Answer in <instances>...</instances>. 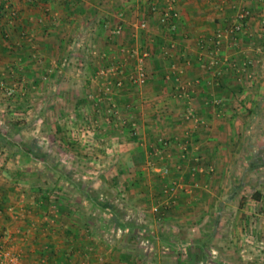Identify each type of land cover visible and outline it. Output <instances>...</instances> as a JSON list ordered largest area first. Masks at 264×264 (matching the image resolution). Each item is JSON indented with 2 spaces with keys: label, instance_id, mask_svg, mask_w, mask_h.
<instances>
[{
  "label": "crops",
  "instance_id": "obj_1",
  "mask_svg": "<svg viewBox=\"0 0 264 264\" xmlns=\"http://www.w3.org/2000/svg\"><path fill=\"white\" fill-rule=\"evenodd\" d=\"M157 2L161 4L162 0ZM11 3L16 8L17 15L19 14L16 26L5 21L6 14L1 11L0 6L2 79L5 80L4 76L10 71L8 65L14 59L13 55L31 54L29 48L25 49L19 44L20 32L29 34L30 40L33 39L36 43L30 49L39 47L33 52L46 56L48 63L49 58L58 56L57 66L60 65L63 54L65 55L63 45H66L65 36L68 34L74 37L70 44L73 55L84 52L82 58L87 63L85 69L88 71L84 72L83 79L72 76L66 81L68 83L57 82L55 87L62 84L80 87L91 82L90 72L101 69L98 67L99 62L110 66H118V63L119 69L112 73L117 74L115 77H95L92 81L103 80L102 86H107L122 79L130 84H127V89L135 88L131 91L118 89L112 94L111 103L121 109L128 122L127 126H132L134 130L136 138L133 139L137 142L133 143H136L134 148L138 152L134 159L136 164L152 165L153 171L160 170L158 164L161 159H166L165 163L173 167L179 160L188 169L196 164L199 170L196 173L200 176L195 178L192 174L186 181L197 180L202 184H207L206 173L202 168H206L207 172V166H211L218 172V175L214 173L211 181L214 187L222 181L220 177H230L238 167L235 174H240V178L234 177V180L238 179L239 184L234 182L228 196L237 199L240 188L249 186L245 183L248 180L244 178L252 177V181L255 179L254 175L259 174L260 180L257 181L262 186L261 200L264 199L263 2L176 0L179 19L175 30L158 22V14L150 9L152 0H11ZM160 4L158 5L161 6ZM241 10L251 12L244 32H229L228 26ZM144 19L147 25L142 29L139 23ZM119 23L123 24L124 30L120 35H113L111 31ZM219 31L224 32V37L221 45L216 46L214 40ZM5 32L17 35V40L6 44L2 39ZM77 39L84 41L82 47L75 46ZM132 50L137 53L134 54ZM139 56H144L149 75L143 86L134 85L129 77ZM128 57L132 60H127ZM45 70L42 67L41 72ZM52 71L61 72L60 68ZM255 76L260 77V80L255 81ZM254 82L259 85L255 86ZM240 87H253V90L247 89L244 94H239L237 91ZM78 94V89H74L71 101H75L76 105L82 103L89 106L86 98ZM241 99L246 105L244 110L232 112L233 106ZM126 103H131V108L128 109L131 113H126ZM87 110L91 119L101 117L97 114L98 110ZM190 110L195 118L187 117ZM196 118L206 120L207 126L195 125ZM99 133L105 132L100 130L94 132V135ZM111 133L119 135V132ZM125 134H122L123 137ZM161 135H167L168 147L162 144ZM250 139L255 140L249 142ZM257 143H260L259 148ZM15 149L17 154L11 155L10 149L0 143V235H3V229L10 232L3 235L0 241L20 254L26 264H178L176 258L180 261L185 259L183 263L187 264L188 261L204 264L211 261V258L223 264L237 263V239L231 234L236 228L238 232L237 224L229 226L230 233L226 238L219 233L224 228L221 222L200 224L202 228H195L202 231L197 238H191L193 234L189 232L187 236L183 235L182 227L191 230L190 226L175 227L173 229L176 233L172 237H166L162 233L157 234L155 239L152 237L150 251L154 252L149 256L133 251L134 239L121 235L123 232L118 227L117 235L111 233L109 238L112 231L109 226L100 230L98 226L91 227L81 220L75 223L64 222L65 225H62L64 215L60 214L59 209L55 210V216L59 215L62 221L51 224L46 217V205H40L39 202L42 201L36 199L39 197L38 193L34 199L36 203H28L23 198L30 195L27 190L31 183L17 173L19 169L24 171L20 164L24 151L21 146ZM148 155L151 161L147 164ZM197 155H202L199 162ZM38 180L39 178H34L32 181L35 183ZM193 196L192 198L197 199L198 192ZM203 198L209 200L211 196L205 195ZM199 201L206 203L205 199ZM201 212L206 223L208 213L204 210ZM48 215L53 217L51 212ZM129 228H124V232ZM113 230L116 231V227ZM135 230L140 232V229ZM217 236L223 238L219 240ZM246 240L252 243V238ZM183 247L191 248L192 252L196 248L200 254L197 257L191 253L184 254L181 250ZM250 256L243 255L246 259H250Z\"/></svg>",
  "mask_w": 264,
  "mask_h": 264
},
{
  "label": "rangeland",
  "instance_id": "obj_2",
  "mask_svg": "<svg viewBox=\"0 0 264 264\" xmlns=\"http://www.w3.org/2000/svg\"><path fill=\"white\" fill-rule=\"evenodd\" d=\"M1 11L7 16V12L2 8ZM6 16L5 21L16 26L19 14L15 18ZM26 34L28 33L21 34L20 32L19 44L25 49L29 48L31 54L28 56L20 53L13 55L14 59L8 65L10 71L4 76L6 79H2L3 75L2 77L0 75V81L3 80L6 87L14 89L11 96H7L3 88L0 89V143L10 149L9 154L11 155L17 154L15 148L19 146L23 148L24 154L20 159V164L23 165L24 171L19 169L17 173L27 182L30 180L31 183L30 189L27 190L30 195L23 196L25 201L36 203L34 199L38 193L39 197L36 199L42 201L39 202L40 205H46V217L51 224L60 223V216H55V210L59 209L60 214L64 215L63 221L61 220L62 225H65L64 222L75 223L81 220L82 223L86 221L91 227L98 226L100 230L102 227L109 226L112 229L110 236L108 235L109 238H111V233L114 236L117 235V229L120 228L123 232H119L121 235H125L127 239H134L133 251H138L145 256L153 254L154 251H150V242L157 237V234L162 233L166 237L167 235L172 237L176 233L173 229L175 227L188 225L191 230L182 227L183 235L187 236L189 232L193 234L191 238H197L202 231L195 228H202L200 224L209 225L221 222L224 228L219 230V233L225 237L230 233L229 226L237 224L238 232H236L237 228L233 230L235 232L231 231L238 244V259L236 258L238 261L235 264H264V199L256 200L252 197L253 192L262 187L260 181H257L260 180L259 174L254 175L255 179L252 181V177L244 178L248 180L245 183L249 186H242L238 191L237 199L234 200L228 195L234 182L239 184L238 179L234 180V177L240 178V174H235L238 171L237 165L235 170L233 168L235 175L231 173L230 177H220L222 181L214 187L211 181L214 173L218 175V172L211 166L207 168V172L206 168H202L207 179V184H202L197 180L186 181L192 174L195 177V173L199 171L196 164L188 169L179 160L173 167L165 163L166 159H161L158 164V168L161 167L160 170L153 171L154 166L147 163L151 161L149 155L146 160L148 165L136 164L134 159L138 152L134 148L136 143H133L137 142L133 139L136 138V135L135 137L133 135L134 130L132 126H127L128 122L121 109L111 103L113 102L111 96L118 89L124 88L131 91L135 88L127 89V84H129L127 81H123V86L120 87L116 86L115 82L107 86H102L101 81L103 80L94 79L93 82L92 78L95 77L110 79L117 75L99 74L101 69L105 70L110 67V64L105 65L102 61L98 63V67L101 68L99 71L90 72V76L88 74L91 82L82 84L84 87H70L69 84L55 87L57 82L68 83L66 81L72 76L83 79L84 72L88 71L85 69L87 63L85 64L83 62L85 59L82 58L84 52L81 53L78 49L77 51L81 54L74 56L73 49L70 48L74 37L66 34V45H63L65 55L63 54L61 63L57 66L59 57L54 55L49 58L50 60L48 59V63L46 56L42 57L33 52V50L40 49L39 47L30 49L36 43L33 39L30 40L29 34ZM16 37L17 35L7 32L2 35L6 44L17 40ZM83 42L77 39L75 46L82 47ZM91 51L93 52V49ZM93 56L96 59L94 53ZM127 60L132 59L128 57ZM117 65L120 66L118 63ZM42 67L46 69L43 73L41 72ZM58 68L61 72L52 71ZM130 69L132 71L131 65ZM26 72L29 74L27 75ZM254 80H260V77L255 76ZM254 84L259 85L256 82ZM76 88L78 95H83L89 106L82 103L76 105L75 101H71L73 90ZM247 89L253 90V87H240L237 92L244 94V91H248ZM245 106L241 99L231 111L236 112L237 109H239L237 112L243 111ZM91 108L93 111L98 110L97 114L101 117L91 119L87 110ZM129 108H131V103H126L124 105L126 113L130 112ZM75 110L80 112L77 113ZM106 117L108 119H105ZM246 124L248 126L247 120ZM200 126L207 125L205 123ZM100 130L105 133L94 135V132ZM111 132H119V135H112ZM122 134L125 136L123 137ZM166 136L161 135L160 138L169 140ZM246 139L245 137L244 142ZM252 140L255 139H250L249 142ZM11 143L16 144L17 147ZM256 146L259 148L260 143ZM30 149H34V152L39 151L36 154L46 158L32 156ZM197 156V162H199V157L202 155ZM34 178H39V180L33 183ZM197 192V199L192 198ZM205 195H210L211 198L209 200L203 198ZM203 199L206 203L199 201ZM203 210L208 213L205 218L206 223L201 216ZM48 212H51L53 217H50ZM113 216L117 217L114 221L111 220ZM115 227L116 231L113 230ZM124 228H129V230L124 232ZM135 229H140V232ZM3 231L4 236L10 233L4 229ZM182 232H180L181 235ZM3 235H0V238ZM223 236H217V238L220 240ZM247 238H252V243L247 241ZM162 250L165 251V249H160ZM181 250L184 254L191 253L194 257L200 254L196 248L194 252L187 247ZM217 254L220 253L217 251ZM244 254H250V259L244 258ZM183 260L185 259L180 261L176 258L178 264H187L183 263ZM213 260L211 258V261L204 264H223ZM188 263L200 264L189 261Z\"/></svg>",
  "mask_w": 264,
  "mask_h": 264
},
{
  "label": "built area",
  "instance_id": "obj_3",
  "mask_svg": "<svg viewBox=\"0 0 264 264\" xmlns=\"http://www.w3.org/2000/svg\"><path fill=\"white\" fill-rule=\"evenodd\" d=\"M157 1L158 0H152V3L150 5L151 11L153 13L158 14V22L162 26H168L171 30H175L177 28V21L179 19V11L178 8L176 7V0H162L161 4L158 3ZM251 1L264 3V0H251ZM158 4H160L161 6H159ZM0 6L5 12H7V15H9L11 18L17 17V10L12 5L11 0H1ZM250 17H251V12H249V10L239 11L236 14L232 23H230V25L228 26V31L232 33L244 32L247 23L246 21H248ZM261 23H264V21L261 20ZM139 25L143 29L146 27L147 21L144 19L139 23ZM123 30H124L123 24L119 23L112 29L111 33L113 35H120L123 32ZM223 37H224V32L222 31L217 32L216 39L214 40L216 46L221 45ZM132 52L134 54L137 53L135 50H132ZM144 56H139L134 71L129 76L130 81L134 85H139V86L145 85L149 79ZM117 69H119L118 66L112 65L109 68H106L105 70L101 69V71H99V74L107 75L108 73L116 72ZM116 86L118 87L123 86V80L118 79L116 81ZM2 88L7 96H11L12 93L14 92L13 88L5 86V82L3 80L0 81V89ZM187 117L195 118L191 110L188 113ZM205 123L206 120L197 119V118L195 119L194 122L195 125L198 124L201 125ZM161 141L163 142L164 145L169 144L167 139H161ZM0 264H26V263L23 262L20 254L15 253L12 249L8 247V245L6 246V244L3 243V241H0Z\"/></svg>",
  "mask_w": 264,
  "mask_h": 264
},
{
  "label": "trees",
  "instance_id": "obj_4",
  "mask_svg": "<svg viewBox=\"0 0 264 264\" xmlns=\"http://www.w3.org/2000/svg\"><path fill=\"white\" fill-rule=\"evenodd\" d=\"M14 147H17V145L16 144H14V143H11ZM23 149V148H22ZM35 150L34 149H30V153L32 154V156H34V157H36V156H39L40 158H46L45 156H43V155H39V154H36V153H39V151L38 152H34ZM207 168H208V166H207ZM196 174V176H195V178L196 177H198V176H200L199 174H197V173H195ZM261 194H262V192L260 191V190H256V191H254L253 192V194H252V197L254 198V199H256V200H259L260 198H261ZM45 197V196H44ZM93 200V199H92ZM93 202H95L94 200H93ZM98 204V203H97ZM104 207V206H103ZM110 208V207H109ZM110 212H112L111 211V208H110ZM112 219L111 220H115V219H117V217L116 216H113V217H111ZM121 225H122V223H121Z\"/></svg>",
  "mask_w": 264,
  "mask_h": 264
}]
</instances>
